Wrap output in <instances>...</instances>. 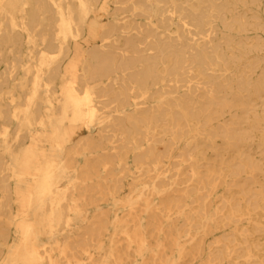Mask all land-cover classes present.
<instances>
[{
  "label": "bare ground",
  "instance_id": "obj_1",
  "mask_svg": "<svg viewBox=\"0 0 264 264\" xmlns=\"http://www.w3.org/2000/svg\"><path fill=\"white\" fill-rule=\"evenodd\" d=\"M0 264H264V0H0Z\"/></svg>",
  "mask_w": 264,
  "mask_h": 264
},
{
  "label": "rangeland",
  "instance_id": "obj_2",
  "mask_svg": "<svg viewBox=\"0 0 264 264\" xmlns=\"http://www.w3.org/2000/svg\"><path fill=\"white\" fill-rule=\"evenodd\" d=\"M94 45V44H93ZM12 240L16 241L15 236L12 235Z\"/></svg>",
  "mask_w": 264,
  "mask_h": 264
}]
</instances>
